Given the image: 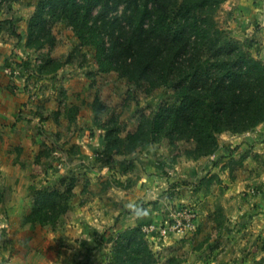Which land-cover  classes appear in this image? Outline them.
<instances>
[{
    "label": "trees",
    "instance_id": "obj_1",
    "mask_svg": "<svg viewBox=\"0 0 264 264\" xmlns=\"http://www.w3.org/2000/svg\"><path fill=\"white\" fill-rule=\"evenodd\" d=\"M224 0H38L27 19L25 46L40 50L55 45L53 24L71 27L80 47L95 50L96 73L116 72L126 85L172 92L174 101L152 114L140 113L134 130L121 135L118 115L101 116L106 105L95 94L93 123L104 130V151L132 154L165 140L177 157L198 159L213 154L218 136L247 131L264 122V61L251 41L234 37L220 26L215 13ZM63 65L50 56L36 65L52 73ZM95 73V74H96ZM79 107H68L69 122ZM188 142L181 150L180 142ZM71 181L68 189L73 187ZM3 192L0 189V203ZM59 188L36 190L24 223L55 225L70 209ZM66 211V212H65ZM112 236L108 264H156L141 224ZM180 260L169 258L168 264Z\"/></svg>",
    "mask_w": 264,
    "mask_h": 264
},
{
    "label": "rangeland",
    "instance_id": "obj_2",
    "mask_svg": "<svg viewBox=\"0 0 264 264\" xmlns=\"http://www.w3.org/2000/svg\"><path fill=\"white\" fill-rule=\"evenodd\" d=\"M37 1L0 0V9L15 11L21 14L19 17L24 19L34 10L33 7ZM226 1H230L226 9L232 11L234 8L239 9L240 0ZM254 4L255 6L252 7ZM223 6L221 4L218 8L215 17L219 25L230 30L234 36L232 25L225 21L231 18L226 17ZM251 8L253 10L258 8L254 13L264 15V0L249 2L245 9L251 11ZM262 18L261 20L264 21ZM234 21L233 19L231 23L234 24ZM255 22V28L258 27L260 30L262 24H257L259 19L255 18ZM17 23L20 34L26 35L27 20L22 23L19 18ZM0 26L6 27L4 30L6 31L7 21H0ZM53 32L56 35V41L52 49L45 46L40 50L30 49L28 53L24 52L19 49L23 47L14 36L13 40L16 46L11 50L12 52L16 51L17 54L12 55L13 58L11 55L8 57L6 51L1 54L2 60L6 64L10 58L13 59L10 61L13 64L10 66L11 76L20 79L17 80L19 86L14 84L12 86L23 91L24 101L20 105L21 114L16 111L17 116L14 117L15 120L19 119V126H16L17 121L13 124L9 122L6 128H3L4 131L1 132L3 134L0 135V168H2L0 189L3 192V199L0 203V264H108L111 251L110 253L107 251L106 236H101L96 241L87 238L82 241L74 237L79 233L75 229L74 224L76 223L71 220L72 218L78 215L83 216L82 210L84 214H88V211L98 208L99 204L105 210L107 208V204H105L107 200L102 202L105 198L101 196L92 198L95 192L91 189L92 178L95 180L96 176L93 175L91 178L86 174L88 171L102 167L111 170L116 165L128 166V169L136 173L140 168L139 165L132 162L134 153L129 155L103 153L102 156L93 155L90 157L89 153L85 152L83 145L77 143V139L82 137H86L88 142H91L94 137L102 134L101 129L94 125L93 116L88 114L87 105L97 94L106 105V111L101 116L102 120H106L112 114L118 115L122 127L121 135L125 136L126 132L135 129L140 113L152 114L161 104L174 101V97L170 90L163 87L147 94L143 85H126L124 79L113 71L105 74L96 73L94 48L80 47L71 27L63 22L54 23ZM3 48L7 49V47ZM254 54L256 55V53ZM48 56L61 60L63 65L52 73H39L36 70V65ZM6 89L9 92L14 91L7 85ZM59 98L61 99L60 103L57 101ZM76 101H81L82 110L75 115L73 122H68V105H74ZM27 104H29L28 108H26ZM24 106L25 108H22ZM262 124L264 122L247 131H256ZM21 125L22 127H20ZM247 131L239 133L225 131V133L242 135ZM88 142L85 140L84 144ZM162 142L168 144L165 140ZM162 142L151 144L146 149L136 152L152 151L158 152L162 156L166 153V145ZM91 144L93 143H89L87 146ZM179 144L181 150L192 146L185 141H181ZM88 151L92 152L90 149ZM252 160L264 165L263 157L254 156ZM77 167H80L79 171H76ZM85 168L89 170L86 171ZM132 176L137 175L133 174ZM72 180H74V185L69 190L68 186ZM41 188H59L65 196L63 204L70 207L67 213L60 216V220L55 225L43 226L38 223L31 226L30 223L23 222L24 216L31 210L36 190ZM251 192L255 194L257 191L253 188ZM98 202L99 204H96ZM184 205L195 207L196 227L191 232L177 234H183V238L188 235L195 240L189 245L184 244L181 249L174 247L173 252L169 251L168 253L159 251L153 243L151 248L156 254V264H168L169 258L180 260L179 264H202L203 262L205 264H229L227 260H231V258L225 260L219 257V253L225 252V249L218 250V246L215 247V244L219 242L218 238L213 239V235L209 233H207L208 238H198L199 235L196 234V231L199 211L194 203L182 202L178 205V203H172V200L166 201L163 211L165 213L170 207ZM219 214L222 216L221 210ZM150 223L142 225V229H146ZM143 231L146 233L148 242L150 235L157 232L154 230L153 233H150L144 229ZM80 241L83 243L78 244ZM209 248L210 252L203 255V251L209 250Z\"/></svg>",
    "mask_w": 264,
    "mask_h": 264
},
{
    "label": "crops",
    "instance_id": "obj_3",
    "mask_svg": "<svg viewBox=\"0 0 264 264\" xmlns=\"http://www.w3.org/2000/svg\"><path fill=\"white\" fill-rule=\"evenodd\" d=\"M248 1L251 3L253 0H240L239 9L234 8L232 11L226 9L230 1L224 0L223 10L226 17L231 18L225 21L232 25L234 37L241 40L249 39L253 51L264 61V21L261 20L264 15L254 13L258 8L247 11L245 8ZM32 12L33 10L23 19L19 17L21 14L15 11L0 9V21H7L8 24L6 31H4L6 27L0 26V135L9 122L13 124L17 121L16 126H19V119L15 120L14 117L20 112L24 93L12 86L18 85L17 80L20 78L11 76L10 73V66L13 65L10 62L13 60L12 55L17 54L11 49L16 46L13 39L17 37L18 43L23 47L19 48L18 44V48L29 52L30 49L25 46V35H21L18 31L17 20L20 18L22 23H25ZM255 18L259 19L257 24H262L260 30L258 27L255 28ZM233 19L234 24L231 23ZM5 51L8 57L10 55L12 57L7 63L8 67L1 57ZM6 85L14 91L9 92ZM57 101L60 103L61 99ZM80 103L81 101H76L74 104L79 107L78 113L82 110ZM28 107L29 104L26 105V108ZM87 111L92 117L91 103L87 105ZM101 132L102 134L94 137L91 142H88L86 137L77 139V143L83 145L90 157L102 156L105 153L102 140L104 130L101 129ZM218 139L219 146L214 154L198 159L181 156L175 162H170L171 151L164 142L162 143L166 145V153L162 156L152 151H140L142 154L136 152L132 154V159L134 158L132 162L139 165L140 172L137 173L128 169V166L120 165H116L111 170L102 167L90 172L85 168L88 171L86 175L91 178L93 175L96 176L95 180L92 178L91 189L95 191L92 198L100 196L105 198L102 202L107 200L105 202L107 208L105 210L98 202L96 203L99 204L98 208L90 211L86 209L88 214H84L82 210L83 216L72 218L79 233L74 237L82 241L85 238L96 241L97 238L106 236L107 251L110 253L112 236L117 232L112 226L116 222L121 228L136 224L144 225L151 221L159 222L165 214L163 207L166 201L172 200V203L178 205L182 202L194 203L199 211L196 234L199 235L198 238H208L207 233L213 235V239L218 238L219 242L215 247L218 246V250L225 249V252L219 253L220 259L231 258L227 260L229 264H262L264 262V165L253 161L252 158L254 156L264 158V124L259 125L256 131H247L242 135L224 132ZM85 140L87 144H93L87 146L86 143L84 144ZM79 169L80 167H77L76 171ZM133 174L137 176L134 177ZM133 177L134 179L129 182ZM253 188L257 191L255 194L251 192ZM220 210L222 216L219 214ZM183 237V234H174L162 238L156 232L150 235L149 243L151 247L155 243L159 251L168 253L173 252L174 247L181 249L184 244L189 245L195 240L188 235H185L186 238ZM208 252L210 248L204 250L203 255Z\"/></svg>",
    "mask_w": 264,
    "mask_h": 264
},
{
    "label": "built area",
    "instance_id": "obj_4",
    "mask_svg": "<svg viewBox=\"0 0 264 264\" xmlns=\"http://www.w3.org/2000/svg\"><path fill=\"white\" fill-rule=\"evenodd\" d=\"M196 209L192 205L168 208L159 222L150 223L145 231L153 233L157 230L159 236L191 232L196 227Z\"/></svg>",
    "mask_w": 264,
    "mask_h": 264
},
{
    "label": "clouds",
    "instance_id": "obj_5",
    "mask_svg": "<svg viewBox=\"0 0 264 264\" xmlns=\"http://www.w3.org/2000/svg\"><path fill=\"white\" fill-rule=\"evenodd\" d=\"M137 214H139V213H137Z\"/></svg>",
    "mask_w": 264,
    "mask_h": 264
}]
</instances>
